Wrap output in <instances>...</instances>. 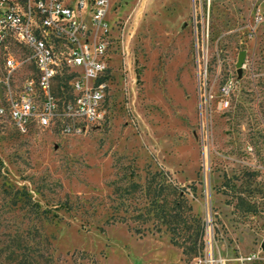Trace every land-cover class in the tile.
I'll use <instances>...</instances> for the list:
<instances>
[{"label": "rangeland", "instance_id": "1", "mask_svg": "<svg viewBox=\"0 0 264 264\" xmlns=\"http://www.w3.org/2000/svg\"><path fill=\"white\" fill-rule=\"evenodd\" d=\"M108 19L105 121L0 114V264H264V0H111Z\"/></svg>", "mask_w": 264, "mask_h": 264}, {"label": "built area", "instance_id": "2", "mask_svg": "<svg viewBox=\"0 0 264 264\" xmlns=\"http://www.w3.org/2000/svg\"><path fill=\"white\" fill-rule=\"evenodd\" d=\"M110 6L111 0H0V114L22 132L38 125L62 135L105 121ZM24 66L29 74L14 84Z\"/></svg>", "mask_w": 264, "mask_h": 264}, {"label": "trees", "instance_id": "3", "mask_svg": "<svg viewBox=\"0 0 264 264\" xmlns=\"http://www.w3.org/2000/svg\"><path fill=\"white\" fill-rule=\"evenodd\" d=\"M68 78L69 77H63V80H68ZM59 94L64 95V96L66 95V93H64V92L63 93L60 92ZM176 202H177V205H178L180 200L178 199V200H176ZM165 209H166L165 207L163 208V210H162V208H160L161 211H164V212H161V216H162L163 220L169 221L171 225L173 224V225L176 226L174 228L178 229L179 228L178 226H180L179 225L180 224V219L178 218V215H180V213L179 214L175 213L173 211L174 210L173 207H169L166 210ZM179 232H180V230L178 232H176L175 235L172 237V239L175 241V243L186 244L187 242H189V241H184V242L181 241L182 239H180L181 235H180ZM200 244L201 245L203 244V239L202 238L200 239Z\"/></svg>", "mask_w": 264, "mask_h": 264}, {"label": "water", "instance_id": "4", "mask_svg": "<svg viewBox=\"0 0 264 264\" xmlns=\"http://www.w3.org/2000/svg\"><path fill=\"white\" fill-rule=\"evenodd\" d=\"M245 55H246V50L245 49L241 50L238 56V61H237L239 74H241L243 71ZM0 94H2V81H0ZM262 247L264 248V241L262 242Z\"/></svg>", "mask_w": 264, "mask_h": 264}]
</instances>
